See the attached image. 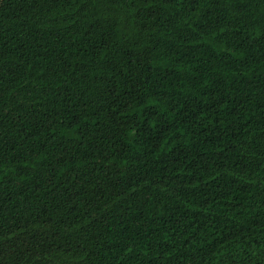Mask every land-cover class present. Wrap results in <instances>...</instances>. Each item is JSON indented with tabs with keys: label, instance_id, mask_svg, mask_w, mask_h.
<instances>
[{
	"label": "trees",
	"instance_id": "obj_1",
	"mask_svg": "<svg viewBox=\"0 0 264 264\" xmlns=\"http://www.w3.org/2000/svg\"><path fill=\"white\" fill-rule=\"evenodd\" d=\"M0 264H264V0H0Z\"/></svg>",
	"mask_w": 264,
	"mask_h": 264
}]
</instances>
